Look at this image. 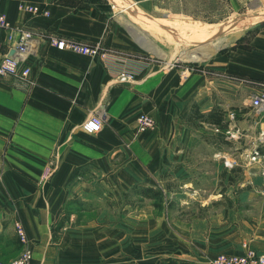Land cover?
I'll use <instances>...</instances> for the list:
<instances>
[{
	"label": "crops",
	"instance_id": "crops-1",
	"mask_svg": "<svg viewBox=\"0 0 264 264\" xmlns=\"http://www.w3.org/2000/svg\"><path fill=\"white\" fill-rule=\"evenodd\" d=\"M118 1L124 6L112 0H0V12L13 25L108 51L103 58L91 57L41 40L21 63L30 67L27 77L0 78V261L21 250L17 220L29 239L32 264L82 261L87 246L106 257L85 264H204L220 252L241 253L245 241L264 254V143L262 157L248 156L254 132L264 129V113L256 115L247 99L264 89V24L190 65L158 56L155 46L145 43L143 19L124 11L136 4L151 12V4ZM21 5H36L47 15ZM8 47L7 31L0 27V59ZM122 70L134 73V82H119ZM98 107L104 111L103 123L90 131L84 121ZM142 113L152 116L155 125L139 133L136 117ZM200 113L226 126L206 122ZM236 124L251 130L244 148L227 133ZM208 126L213 128L210 140L203 129ZM216 153L238 154L240 189L212 197L209 216L181 226L191 246L155 247L143 258L141 218L64 225L58 232L64 246H57L52 233L57 221L76 217L65 209L67 202L85 206L135 186L196 180L191 156L215 160ZM216 168L220 171L215 166L213 180Z\"/></svg>",
	"mask_w": 264,
	"mask_h": 264
},
{
	"label": "rangeland",
	"instance_id": "rangeland-1",
	"mask_svg": "<svg viewBox=\"0 0 264 264\" xmlns=\"http://www.w3.org/2000/svg\"><path fill=\"white\" fill-rule=\"evenodd\" d=\"M112 1L117 2V6L120 8L124 6L118 0ZM141 1L151 4L149 6L151 12L139 9L135 2H133L135 6L133 5L132 9L126 8L124 11L130 17L137 16L143 19V23L148 29L147 34L144 31L142 32V35L148 38V42L145 41V43L147 45L151 44L152 47L155 46L158 56H167L172 61L190 65L196 64L200 60L198 59L199 57L230 46L240 35L249 33L264 24V18L256 19L255 17L257 13L264 11V0ZM135 11L137 13L134 15ZM243 21L246 22V25L238 27V24L240 23L239 25H241ZM188 24L196 26L218 25L219 27L222 26L223 30L210 38L200 39L192 36V33L189 32L190 30L185 29ZM222 38H224L225 42L221 43L218 41L220 43L215 46L217 40ZM145 43L143 41V44ZM182 52H188L191 57L182 56ZM232 127L234 131L230 133L231 135H228L232 137L233 142L236 141L238 146L241 145L244 148L246 145L245 141L249 139L248 136L251 130L244 129L245 126L240 127L238 124ZM203 129L204 133L207 134L206 137L210 140L212 136L209 133L213 128L208 126V128ZM258 132L254 133L258 134ZM236 155L238 154L225 155L216 153L215 160L212 158L201 160L199 159L201 155L193 154L191 156L193 161L191 174L196 180L189 182L185 181L187 178L181 181L165 180L163 183L153 187L162 191V204L160 207L155 206V203L159 201L158 198L153 200V198L144 196L139 192L143 186L131 187L126 192L120 193L121 196L119 197L111 195L108 197L107 195L103 198H95L86 203L85 206H78L73 203L67 210H70L76 217H66L58 221L63 220V226L82 225L92 221L101 225L109 222L117 224L118 220L123 218L131 222L141 218L140 242H142L141 251L143 258L149 255L148 253L151 251H154L155 247H159L160 250H167V248L173 250L182 249L185 245L191 246V242L183 238L181 226L192 225L197 221L198 217H203L205 214L209 216L213 211L212 206L215 204L214 200H211L212 197H216L219 194L225 197L231 191L233 192L236 187L238 190L240 189L236 186V183L240 182L243 177V168L240 162L235 159L234 156ZM225 158H233L236 162L232 159L234 161L233 166L231 168L226 167L224 165ZM215 166H220V171L216 168L217 179L213 180ZM204 170H207L208 173L204 172ZM226 175L228 181L223 183ZM184 182L185 185L183 184ZM117 198H120V200ZM103 210L108 211V213L104 217H97ZM139 214V217H135V215L138 216ZM60 229L55 236L57 237V246L63 247L64 243L60 241L61 235L58 233ZM149 229L155 230L152 234H149ZM127 236L130 242L133 243L134 235L132 229L127 230ZM87 248L85 247L82 252V261L67 260L68 262L66 263H101L106 257L101 252H93L91 249L86 250ZM163 258H167V256H163Z\"/></svg>",
	"mask_w": 264,
	"mask_h": 264
},
{
	"label": "built area",
	"instance_id": "built-area-1",
	"mask_svg": "<svg viewBox=\"0 0 264 264\" xmlns=\"http://www.w3.org/2000/svg\"><path fill=\"white\" fill-rule=\"evenodd\" d=\"M28 11L41 12L47 15V10L36 5H21ZM0 27L7 31V41L9 43L8 51L0 59V78L6 75H16L27 77L30 73V67L21 66L24 58L34 51L36 45L41 40L48 41L51 45L61 50H69L82 55L103 58L108 55V51L100 45L82 44L69 38L49 35L44 37L34 33L23 25H13L7 19L4 13L0 12ZM12 52V54H10ZM134 73L131 71H119L117 80L122 83L134 82ZM248 104L256 115L264 113V89L252 91L247 97ZM103 108L98 107L84 121V126L90 131H98L103 123ZM233 116V113H231ZM137 132L141 133L152 129L155 120L146 113L139 114L136 117ZM230 134V132H227ZM231 135V134H230ZM264 143V129L256 135L250 147V160L262 157L260 145ZM234 164L232 159L225 158L224 165L231 168ZM14 230L21 244L19 254L7 261H0V264H32L33 254L29 245V239L20 221L14 222ZM243 251L241 253L220 252L209 257L204 264H264V254L257 252L249 245L248 241L242 243Z\"/></svg>",
	"mask_w": 264,
	"mask_h": 264
},
{
	"label": "trees",
	"instance_id": "trees-1",
	"mask_svg": "<svg viewBox=\"0 0 264 264\" xmlns=\"http://www.w3.org/2000/svg\"><path fill=\"white\" fill-rule=\"evenodd\" d=\"M198 117H200L202 120L209 122V123H212V124H216L219 126H226L225 123H221V119H219L218 117L212 118L210 115L205 116L201 113L198 114ZM135 188H137V187L135 186ZM139 192L144 196H148L149 198H153V200H157V198H158L159 201H157V203H155V206H157V207L161 206V204H162V191L161 190L154 189L153 187H143L142 190H140ZM73 203L77 204L78 206L82 205V203H80V202L77 203V202L72 200V201H69L66 203L65 209L67 210V208L69 206H71ZM67 212H70V210H67ZM62 226H63V220L58 221L56 224V228L52 229L53 236H55L56 230L58 231Z\"/></svg>",
	"mask_w": 264,
	"mask_h": 264
},
{
	"label": "bare ground",
	"instance_id": "bare-ground-1",
	"mask_svg": "<svg viewBox=\"0 0 264 264\" xmlns=\"http://www.w3.org/2000/svg\"><path fill=\"white\" fill-rule=\"evenodd\" d=\"M134 13H137V11H135ZM253 17V16H252ZM257 18V17H256ZM252 20V19H251ZM253 21V20H252ZM239 23V22H238ZM240 24V23H239ZM238 24V27H241L242 25H246V22L243 21L241 22V25ZM249 25V24H248ZM236 28V27H234ZM185 29H188L190 30L189 32L192 33V36L194 37H197V38H200V39H207V38H210L214 35H217L219 32H221L223 29H222V26L219 27L218 25H208V26H196V25H187V28ZM233 29V28H232ZM224 37V36H223ZM226 38V37H225ZM201 41V40H200ZM220 41L221 43L222 42H225L224 38L222 39H219L217 40V43H215V46L218 45V42ZM214 44V43H213ZM220 46V45H219ZM182 56L184 57H191L188 55V52H182ZM204 56H207V55H204ZM203 56V57H204Z\"/></svg>",
	"mask_w": 264,
	"mask_h": 264
},
{
	"label": "water",
	"instance_id": "water-1",
	"mask_svg": "<svg viewBox=\"0 0 264 264\" xmlns=\"http://www.w3.org/2000/svg\"><path fill=\"white\" fill-rule=\"evenodd\" d=\"M255 17H257L256 19H259V18H264V11L260 12V13H257L255 15ZM10 54H12V52H10Z\"/></svg>",
	"mask_w": 264,
	"mask_h": 264
}]
</instances>
